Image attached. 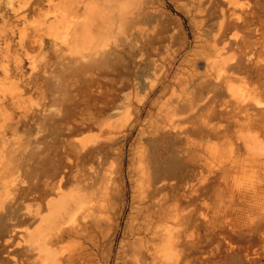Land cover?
<instances>
[{"label": "rangeland", "instance_id": "1", "mask_svg": "<svg viewBox=\"0 0 264 264\" xmlns=\"http://www.w3.org/2000/svg\"><path fill=\"white\" fill-rule=\"evenodd\" d=\"M7 1L0 0L2 12L6 10ZM35 1L15 0L20 11H29V17L15 20L16 42L11 49L0 50V64L13 72L6 76L0 69V95L7 100L6 108L0 109V129L3 134L6 132V140L0 146V168L13 161L22 162L29 164L34 171L32 174L39 173L40 177L52 176L60 169L66 173L64 193L86 195L87 192L86 196L103 208L99 225H94L78 239L66 238L54 247L63 253L84 252L91 259L90 264H134L132 255L139 243L133 242L135 237L129 224L143 218L144 206L149 202L148 176L156 173L158 164V174L166 182L163 203L169 208H184V204V213L191 214L180 226L194 241L190 248L182 251L184 264H264V217L261 215L264 205L250 200V196H242L236 189V184H251L256 175L249 164L239 165L238 157L246 150V142L240 146L236 136L204 129V120L213 116V105L219 98L228 96L226 87L217 94L204 87L182 84L174 78L175 75L187 76L194 69H205L207 62L203 58L196 62L187 59L195 50L207 54L210 68H217L222 60H238L249 50L244 45L248 35L244 19L252 18V27L264 31V0H211L212 5L203 15L196 12L191 0H155L157 18L145 27L147 33L157 34L161 40L158 43L161 48L153 54L157 62L142 61L135 54L124 52L120 57L103 62L105 65L101 62L88 70L66 62L77 57L84 48L65 42L72 29L67 30L68 34L62 24L46 27L59 13L54 3ZM101 1L108 5L116 0ZM221 6H228L241 16L232 18L230 27V33L241 47L227 44L217 33ZM10 16L14 19L13 14ZM4 22L0 18L1 33L5 30ZM116 25L105 38V46L103 42L98 46L102 50L123 36ZM39 31L44 36L42 45L20 46L18 40L22 36H32ZM251 54L252 62H264V48L254 49ZM19 58L24 62H16ZM19 63L25 75L17 68ZM242 79L238 77L235 82L244 84ZM244 80L251 87L256 83L250 77ZM27 112L30 119L23 116ZM11 116L24 118L18 129L10 127ZM169 119L176 121L182 134L174 137L167 133L156 144L150 142L148 132L153 134L158 123ZM110 125L119 128L116 133L121 140L117 136V153L106 144L112 132ZM142 126L148 139L139 138ZM30 141L32 149L25 146ZM99 146H103L104 155L96 153ZM13 177H7L6 181H12ZM192 184H197L199 191L192 199L182 197L181 192L190 191ZM6 194V185L2 184L1 199ZM178 196L180 201L177 202ZM49 198L42 200L33 195L20 198L22 211L25 207L40 210L39 217L20 216L15 220L12 227L20 228L15 237L22 245L29 240L28 233L43 224L41 217L49 211L46 204ZM9 230L6 226L0 229V264H33L26 259L23 247L8 242ZM124 239L132 242L125 252L121 247Z\"/></svg>", "mask_w": 264, "mask_h": 264}, {"label": "bare ground", "instance_id": "2", "mask_svg": "<svg viewBox=\"0 0 264 264\" xmlns=\"http://www.w3.org/2000/svg\"><path fill=\"white\" fill-rule=\"evenodd\" d=\"M41 1L42 0H36L35 3L39 4ZM48 1L54 3L56 6L55 9L59 13H57V18L49 22L46 27L49 28L55 26L56 24H62L65 28L63 29L65 32L72 29L71 36L69 35V38L66 40L64 39L65 42L67 41L68 43H71V45L78 44L84 46L81 50L78 48L80 52L78 55L79 57L77 56L71 60L68 59L66 62H73V64L79 65L82 67L81 70H88L95 64L97 65L98 63L106 62L111 58H116L117 56L120 57V55L124 52L135 54L142 61H146L148 59L147 62H157L153 54H157L161 48L158 44L161 40L157 34L151 35L147 33V29L145 27L146 23L154 21L157 18L155 0H116L115 2L111 0L113 3L110 2L108 5L101 0ZM191 1L196 9V12L200 15L205 14L209 10L210 5H212L211 0ZM5 9L6 10L2 12V7H0V18H3L5 21V30L3 33L0 32V50L3 48L7 50L11 49L14 42H16L15 20L17 21L21 18H25L29 12H24V9L23 12L20 11V9L16 6L15 0H8ZM220 13L221 19L218 23L217 33L224 37L227 44L231 46L239 45L241 47V44L235 40L233 35L230 33V27L233 24L232 18L236 17L237 19H240L241 16L238 15L234 9L232 10L228 6H221ZM10 14L14 15V19L10 16ZM36 20L38 19L36 18ZM244 20L248 25V35L244 41V45L251 51H245L236 61L227 62V60H222V62H218L217 68H210L208 66V62L210 61L207 54L203 53V51L195 50L193 53H190L191 55H187V59L190 62H196V60L203 58L204 61L207 62L205 69L203 71H197L198 69H194L190 72L188 71L189 73L187 76L182 77L175 75L174 78L175 81H179L182 84L204 87L207 91L214 93H217L223 87H226L228 96L225 98H219V100H217V104L213 105V118H204V129L207 132H218L220 130L227 136H236L239 140L240 146L246 142V150H243L244 152H241L238 157L239 165L245 166L249 164L254 169L256 175L251 184L246 186L236 184V189L242 196H250V200L257 204L264 205V62H252L251 54L254 49H258L259 47L264 48V31H261L257 26L252 27V18H246ZM44 22L46 24L47 21L45 20ZM114 25L119 27L120 31L123 32V36H121L119 41L115 42L114 45L109 47L107 46V49L102 50V48L98 46L101 42H103V45L105 46L106 39L108 38L107 35L108 33H111L110 31L113 30L112 27ZM43 29L44 28H42V30ZM68 34L64 33L66 36ZM198 37L201 36L198 35ZM43 42L44 36L40 31L32 36H22L18 40L20 46L25 48L26 46L32 47V45L36 44L42 45ZM67 45L70 46L69 44ZM16 62L24 61L22 58H19ZM61 62L64 61L61 60ZM84 62L89 63L84 65ZM103 64L105 65V63ZM21 66L22 63H19L17 68H20L22 74L25 75ZM64 66L65 65H63V67ZM73 67L76 68L75 66ZM0 69L4 70L6 76H10L11 73H13H10V69L3 68V65L1 64ZM238 77L243 78L242 80L244 84H237L235 82V79ZM248 77L256 80L254 87L249 86L248 82L244 80V78ZM6 102V98L0 95V109L3 110L6 108ZM23 116L29 117L27 119H30L28 112L23 114ZM10 118V127H13L14 129H18L22 125L21 123H23L22 121L24 119L21 117L14 119L12 116ZM214 118L218 120L214 122ZM223 120H227L228 122L224 123L222 122ZM164 122L165 123H158L156 125V129L153 134L148 132V135L151 134L148 137L150 142L156 144L158 141L165 138L167 133H172V136L174 137H178L182 134V132L178 129V124L175 120L169 119ZM115 125H110L112 132L110 135L108 133L109 136L106 143L112 151L116 150V138L119 137L118 133H116L119 128L117 129L118 125ZM0 126H2L1 123ZM26 126L29 128V124H26ZM140 130L141 132L139 131V138L142 140L144 137L147 138V136H145L147 134L145 127H140ZM123 133L126 134V132ZM28 137L31 139L30 136ZM119 139L120 137L118 140ZM5 140L6 132L3 134L0 129V146L1 142H4ZM99 143L101 144V142ZM25 146L30 147V149L33 148L31 141L27 142ZM102 147L103 146L97 147L95 149V151H97L96 153L104 155L105 152H103L104 148ZM115 152L117 153V150ZM33 154L34 153H32V155ZM28 165L29 164L13 161L7 165L4 164V166L1 167L2 169L0 168V186L2 184L6 185L7 193V198L5 197L1 199L0 196V229L5 226L10 228L9 231L11 232V235L8 242L15 244L16 246L23 247L26 259L33 262V264H90L91 259L87 258L88 256L86 257L84 252L76 250L63 253L61 252V249L58 250L54 247V245L66 238H72L73 240L78 239V237L88 232V230L94 225H99L103 218V208L96 205L97 201L92 202V198H88L86 196L87 192L86 195L84 193L81 194V192H75L72 194L64 193L63 184L66 173L61 172L60 169L56 170L52 176L44 174L46 176L40 177L38 176L39 173L38 175H35V173L32 174L34 171L32 172ZM155 167L157 168L156 173L150 177L148 176L147 197L149 202L144 206L145 209L143 218L136 224L132 222L129 224L131 234L135 237L133 242H135V244L139 243L138 246L135 245V254L132 255L134 257L133 263L184 264L181 257L182 251H186L190 248L194 241L192 240L190 234L187 233L186 229L183 230L180 226L185 224V220L190 218L191 214L189 215L184 213L186 208L184 204V208H169L165 206L163 203L164 197H162V191L166 182L162 181L160 175L158 174V168L160 166L157 164ZM145 170L147 171V169ZM148 173L150 174L151 171ZM17 174H20L21 177H18ZM9 176H14L13 180L10 182L6 181V178ZM197 190L198 185L192 184L190 191L185 190L181 192V196L186 199H192L193 194H196L195 192ZM54 194L58 196H52ZM30 195L42 200L50 197L46 202L49 211L47 210L48 213L46 215L42 214L41 218L43 224L41 222L42 225L36 231L28 233L30 238L27 242L23 241L24 243L22 245L21 240L18 241L15 237V234L20 228L12 226L14 225L15 220L17 221L20 216H24L26 218L39 217V209L36 208L35 210H32L30 207H25L26 209L22 211V207H20V198ZM9 197H12L10 201H8V199H10ZM176 199L177 202L180 201L179 196L176 197ZM261 215L264 217V212ZM197 224L199 223L197 222ZM130 243L132 244V242L127 241L126 239L122 241L121 247L123 252L127 250L126 247L131 245Z\"/></svg>", "mask_w": 264, "mask_h": 264}]
</instances>
